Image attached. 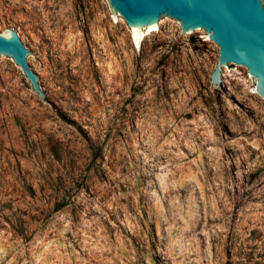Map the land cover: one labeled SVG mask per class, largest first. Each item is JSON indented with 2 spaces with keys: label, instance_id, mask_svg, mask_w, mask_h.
<instances>
[{
  "label": "rangeland",
  "instance_id": "rangeland-1",
  "mask_svg": "<svg viewBox=\"0 0 264 264\" xmlns=\"http://www.w3.org/2000/svg\"><path fill=\"white\" fill-rule=\"evenodd\" d=\"M46 100L0 68V264H264V100L178 22L0 0Z\"/></svg>",
  "mask_w": 264,
  "mask_h": 264
},
{
  "label": "water",
  "instance_id": "water-1",
  "mask_svg": "<svg viewBox=\"0 0 264 264\" xmlns=\"http://www.w3.org/2000/svg\"><path fill=\"white\" fill-rule=\"evenodd\" d=\"M114 17L122 18L140 38L165 22H178L187 38L207 35L219 47L212 85L227 84V70L240 67L255 80L264 100V0H106ZM33 54L18 32L0 33V68L4 59L23 70L33 90L46 100L28 62Z\"/></svg>",
  "mask_w": 264,
  "mask_h": 264
},
{
  "label": "bare ground",
  "instance_id": "bare-ground-1",
  "mask_svg": "<svg viewBox=\"0 0 264 264\" xmlns=\"http://www.w3.org/2000/svg\"><path fill=\"white\" fill-rule=\"evenodd\" d=\"M155 29H157V28H155ZM155 29H154V30H155ZM133 32H134V31H133ZM134 34L136 35V33H135V32H134Z\"/></svg>",
  "mask_w": 264,
  "mask_h": 264
}]
</instances>
